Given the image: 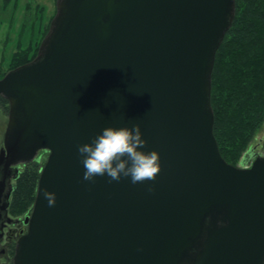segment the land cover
I'll use <instances>...</instances> for the list:
<instances>
[{"label":"water","instance_id":"1","mask_svg":"<svg viewBox=\"0 0 264 264\" xmlns=\"http://www.w3.org/2000/svg\"><path fill=\"white\" fill-rule=\"evenodd\" d=\"M236 1L57 0L35 59L0 79V241L24 226L12 264H264V155L233 166L214 135ZM134 124L159 152L155 179L85 180L78 144ZM41 152L34 206L14 220L13 171Z\"/></svg>","mask_w":264,"mask_h":264},{"label":"trees","instance_id":"2","mask_svg":"<svg viewBox=\"0 0 264 264\" xmlns=\"http://www.w3.org/2000/svg\"><path fill=\"white\" fill-rule=\"evenodd\" d=\"M39 44L35 41L31 47L19 49L10 66L16 69L33 61ZM212 83L214 135L222 157L238 166L264 124V0L236 1L235 20L217 53ZM0 112L9 113V102L3 97ZM232 127L235 131L231 133ZM41 170L42 165L35 161L22 165L18 173L13 171L10 217L20 218L33 208Z\"/></svg>","mask_w":264,"mask_h":264},{"label":"clouds","instance_id":"3","mask_svg":"<svg viewBox=\"0 0 264 264\" xmlns=\"http://www.w3.org/2000/svg\"><path fill=\"white\" fill-rule=\"evenodd\" d=\"M146 143L138 124L103 127L88 142L77 146L83 178L91 181L106 176L118 181L127 177L133 184L155 179L161 166L160 156L156 149L145 150ZM45 196L50 204L54 203V193L46 192Z\"/></svg>","mask_w":264,"mask_h":264},{"label":"rangeland","instance_id":"4","mask_svg":"<svg viewBox=\"0 0 264 264\" xmlns=\"http://www.w3.org/2000/svg\"><path fill=\"white\" fill-rule=\"evenodd\" d=\"M9 2L10 1L8 0H0V67L3 65V68L0 69V71H3L0 73V75L7 74L11 70H14L10 66V63L13 55L20 51L18 48L19 42L22 41V45H27V47L30 40H33L34 43L35 41L40 44L42 43L43 39L49 32L50 25L53 20L52 18H54L53 16L56 15L57 0H19V6L17 7V0H12L10 3ZM26 3H29L32 9H25ZM38 5H41V7ZM37 35L38 39L35 40ZM6 36L9 37L8 40L6 39ZM22 49H26V47L23 46ZM233 121L236 120L233 119ZM7 124L8 115H4L0 112V151L1 146L3 145ZM234 127L236 126L234 125ZM234 127L230 129L231 133L235 131ZM249 150H252L254 153H260L264 155V124L262 128L256 133L244 155ZM45 159L47 158L44 157V155H40L39 161L42 167L45 164ZM13 182L14 180L12 181V184ZM24 216L20 218H11L14 220H20L23 219ZM14 245L16 247V243ZM6 252H8L7 255L12 259L14 257L15 248H11ZM0 264H5L3 257H0Z\"/></svg>","mask_w":264,"mask_h":264},{"label":"flooded vegetation","instance_id":"5","mask_svg":"<svg viewBox=\"0 0 264 264\" xmlns=\"http://www.w3.org/2000/svg\"><path fill=\"white\" fill-rule=\"evenodd\" d=\"M46 157L47 154L45 152L41 153V156ZM0 226H3V223H1ZM24 229V226L22 224L19 225H8L4 228V236L2 237L0 241V257H3L5 264H11L12 259L7 255L8 252L11 249V247L16 243L18 238L21 235L22 230ZM2 234V231L0 229V235Z\"/></svg>","mask_w":264,"mask_h":264},{"label":"crops","instance_id":"6","mask_svg":"<svg viewBox=\"0 0 264 264\" xmlns=\"http://www.w3.org/2000/svg\"><path fill=\"white\" fill-rule=\"evenodd\" d=\"M8 1L11 2L12 0H8ZM10 2H9V3H10ZM17 6H19V0H17L16 7H17ZM38 6L41 7V5H38ZM30 8L32 9V7L30 6V4H29V3H28V4L26 3V4H25V9H30ZM8 38H9V37L6 36V39H7V40H8ZM21 39H22V38H21ZM32 44H33V40H30V42L28 43V47H31ZM23 46H25L26 48H28L27 45H22V41L19 42V47H18V48H19V49H22ZM3 60H4V59H3ZM4 62H5V60H4ZM2 68H3V65H2V67H0V69H2Z\"/></svg>","mask_w":264,"mask_h":264}]
</instances>
